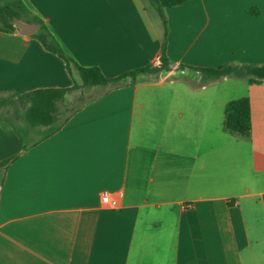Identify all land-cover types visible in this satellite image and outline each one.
<instances>
[{"label":"crops","instance_id":"0c3cea01","mask_svg":"<svg viewBox=\"0 0 264 264\" xmlns=\"http://www.w3.org/2000/svg\"><path fill=\"white\" fill-rule=\"evenodd\" d=\"M22 1L81 67L115 78L161 63L149 0ZM165 15L170 71L103 91L44 139L0 119V264H264V84L236 96L218 89L231 77L190 69L264 64V0H191ZM80 82L36 38L0 31V94ZM241 97L246 137L224 127Z\"/></svg>","mask_w":264,"mask_h":264},{"label":"trees","instance_id":"16d2710c","mask_svg":"<svg viewBox=\"0 0 264 264\" xmlns=\"http://www.w3.org/2000/svg\"><path fill=\"white\" fill-rule=\"evenodd\" d=\"M163 20L164 39L162 46L161 65H148L123 73L115 78H106L97 67H81L69 57L59 42L22 0H0V31L12 33L17 31L13 24L19 19L25 23L40 24L39 30L31 35L51 53L62 58L68 70L74 66L81 79L68 89H41L22 95L0 94V119L10 123L22 137V124L28 129H43L42 137H48L57 132L68 120L70 114L62 116L60 104L70 92L84 87H105L106 90L119 87L126 83H133L140 79L152 78L161 72L171 70V62L165 54L167 21L166 8L177 6L191 0H149ZM185 68L184 66H181ZM200 72L204 81L219 80L224 77H235L245 80L249 85L264 84V64L230 63L216 68H190ZM224 127L238 136H249L252 132V112L249 97H241L229 101L225 106ZM23 138V137H22ZM32 145H23L26 151Z\"/></svg>","mask_w":264,"mask_h":264},{"label":"rangeland","instance_id":"374dc122","mask_svg":"<svg viewBox=\"0 0 264 264\" xmlns=\"http://www.w3.org/2000/svg\"><path fill=\"white\" fill-rule=\"evenodd\" d=\"M81 83V82H80ZM249 85L247 82L241 78L231 77L226 82L221 81L218 84V89H234L233 94L236 96H240L245 94ZM105 87H84L76 89L65 97L63 103L60 104V112L62 116H67L72 110H74L79 105L84 102L100 95L103 91H105Z\"/></svg>","mask_w":264,"mask_h":264},{"label":"water","instance_id":"95a60500","mask_svg":"<svg viewBox=\"0 0 264 264\" xmlns=\"http://www.w3.org/2000/svg\"><path fill=\"white\" fill-rule=\"evenodd\" d=\"M13 24L16 26L17 30L25 36H31L35 34L40 28V24L25 23L19 19L14 20Z\"/></svg>","mask_w":264,"mask_h":264},{"label":"built area","instance_id":"2783aa9c","mask_svg":"<svg viewBox=\"0 0 264 264\" xmlns=\"http://www.w3.org/2000/svg\"><path fill=\"white\" fill-rule=\"evenodd\" d=\"M160 65H161V63L160 62H157L155 64V67H159ZM102 202L105 205H107L110 208H112V209H115V208L118 207V202L116 200L111 199L110 196H109V194L107 192L103 193V195H102Z\"/></svg>","mask_w":264,"mask_h":264}]
</instances>
